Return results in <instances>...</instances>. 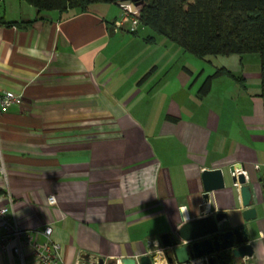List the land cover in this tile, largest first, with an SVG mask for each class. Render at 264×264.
Segmentation results:
<instances>
[{"label": "crops", "instance_id": "0c3cea01", "mask_svg": "<svg viewBox=\"0 0 264 264\" xmlns=\"http://www.w3.org/2000/svg\"><path fill=\"white\" fill-rule=\"evenodd\" d=\"M121 9L38 11L24 0L0 1V20L12 22L0 23V90L22 94L21 106L0 110V202L11 204L23 229L52 224L59 264H121L157 247L154 264H169L162 233L214 213H225L222 225L245 224L252 247L242 258L225 252L222 262L264 264L259 58L205 55L207 67L189 66L184 49L150 28H116ZM221 67L242 84L217 76L199 97L202 80ZM233 167L250 187L249 222ZM209 168L222 170L224 188L204 197ZM0 264L41 263L29 246L18 255L9 245Z\"/></svg>", "mask_w": 264, "mask_h": 264}, {"label": "trees", "instance_id": "16d2710c", "mask_svg": "<svg viewBox=\"0 0 264 264\" xmlns=\"http://www.w3.org/2000/svg\"><path fill=\"white\" fill-rule=\"evenodd\" d=\"M38 11L69 8L86 9L93 3L117 4L139 2L131 9L139 24L162 35L195 57L205 55L258 54L260 61L261 93L264 95V0H24ZM121 9V10H122ZM6 25L12 22L1 21ZM135 33L134 32H131ZM152 42V37H147ZM146 72L139 80H145ZM226 75L242 84L226 68H217L206 76L199 97L210 90L211 80ZM231 254H226L229 259ZM223 264L225 262H222Z\"/></svg>", "mask_w": 264, "mask_h": 264}, {"label": "water", "instance_id": "95a60500", "mask_svg": "<svg viewBox=\"0 0 264 264\" xmlns=\"http://www.w3.org/2000/svg\"><path fill=\"white\" fill-rule=\"evenodd\" d=\"M139 2H124L130 9H134ZM113 26L109 27V31ZM203 193L208 197L212 190L224 188V176L221 169H205L202 171ZM233 183L241 184L240 194L242 205L246 207L242 213L244 221L255 218V209L251 207L250 187L245 184V175L238 173L230 178ZM225 213H214L201 216L196 219L184 222L174 233H162L161 239L163 247V256L169 264H192L193 261L205 256L215 255L221 260L225 252L230 251L236 257H245L250 255L252 247L249 242V236L245 224L231 226L222 225L220 222L224 219ZM158 253L145 254L139 256L138 260L133 257H125L121 264H154ZM99 264H103L102 260ZM209 264L212 260L209 259Z\"/></svg>", "mask_w": 264, "mask_h": 264}, {"label": "built area", "instance_id": "2783aa9c", "mask_svg": "<svg viewBox=\"0 0 264 264\" xmlns=\"http://www.w3.org/2000/svg\"><path fill=\"white\" fill-rule=\"evenodd\" d=\"M1 1V0H0ZM122 15L115 23L116 28H124L129 33L137 30L139 20L132 14V10L128 5H125V9H122ZM22 94L10 90H0V110L6 109L12 106H21ZM241 169L233 167L231 174L237 175ZM0 176L5 179V171L3 165L0 163ZM1 187V185H0ZM50 205L56 204V198L54 195H50L47 198ZM11 204H3L0 202V250L4 251L11 245L15 254H21V248L23 246H29L31 248L34 259L41 264H59L61 261L60 245L52 239V224H45L41 230L30 231L20 227L14 216L11 213ZM42 234L43 241H37L34 239V234ZM12 243V244H10ZM157 247V246H156ZM162 249L159 247L151 250V254L156 252L161 254ZM164 251V250H163ZM209 259L212 260V264H221V260L216 258L215 255L205 256L192 262V264H209ZM83 260L79 259L76 264H83ZM88 264H98L97 260L89 261Z\"/></svg>", "mask_w": 264, "mask_h": 264}, {"label": "rangeland", "instance_id": "374dc122", "mask_svg": "<svg viewBox=\"0 0 264 264\" xmlns=\"http://www.w3.org/2000/svg\"><path fill=\"white\" fill-rule=\"evenodd\" d=\"M144 32V31H143ZM153 33V32H151V30L150 29H146V31H145V33ZM183 51V50H182ZM184 58L182 57V58H180V60L182 61V60H185L187 63H188V65L190 66V64L192 65V66H204V67H207V64H204L205 62V59H207V58H199V57H195V56H192V54H190L189 52H185L184 51ZM186 55H188L187 57H189V58H185V56ZM252 55H255V56H257L258 58H259V56H258V54H252ZM207 57V56H206ZM209 57H212V56H209ZM190 59L192 60V61H190ZM200 70V69H199Z\"/></svg>", "mask_w": 264, "mask_h": 264}]
</instances>
